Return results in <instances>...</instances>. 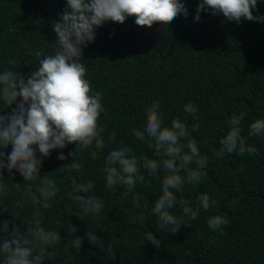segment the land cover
<instances>
[{"label": "trees", "instance_id": "trees-1", "mask_svg": "<svg viewBox=\"0 0 264 264\" xmlns=\"http://www.w3.org/2000/svg\"><path fill=\"white\" fill-rule=\"evenodd\" d=\"M196 3L185 0L188 17L178 16L168 26L158 22L151 27L137 26L134 17L123 24L107 22L95 30L94 42L83 48L86 78L94 91L101 92L106 110L99 119L106 129V147L95 160L89 150L77 152L83 168L71 176L92 180L95 187L91 191L105 206L99 216L87 217L84 222L70 215L71 201L66 195L71 191L70 174L59 167L71 163L68 153L74 150V143L44 158L41 175L51 172L59 188L53 207L42 209L44 225L57 229L59 219L57 231L62 237L55 245V260H45L44 264H264V138L248 133L252 121L264 119V23L242 19L237 24L226 21L222 14L205 12L195 22ZM65 4L66 0H0V71L9 68L27 75L36 69V53L51 51L56 40L52 21L59 19ZM252 11L253 15H264V0H257V8ZM152 102L161 105L165 123L178 117L191 130L198 122L199 129L192 136L201 153L209 157L207 177L199 184L185 185L177 196L189 200L194 208L199 207L197 197L201 193L217 202L208 211L201 208L195 220L185 217L187 225H181L175 233L158 232L150 215L161 192L156 179L141 169L145 182L136 185L134 195L141 204H147L148 211L144 222L137 219L133 224V195L122 198V186L106 190L101 171L104 156L121 141L130 144L137 156L155 158L146 143L132 134L134 128L142 127L144 108ZM186 103L197 106L196 116L184 112ZM15 106L13 103L4 108L0 100V114H7ZM241 112L247 113L242 135L257 153L217 158L213 152L221 147L219 140L227 131V120ZM113 131L115 141L108 144V134ZM5 151L10 153L11 145ZM60 153L65 155L64 161L57 159ZM3 177L5 184L19 183L23 189V177L15 170L11 177L5 169ZM19 195L14 190L0 197V210L7 207L20 212L18 219L9 211L0 212V221L12 222L9 231L13 223H22L23 231V224L31 216V207L13 208ZM172 211L177 216L182 214L179 205ZM211 215L228 219L223 234L208 227ZM70 223L78 229L75 236H84L90 228L103 237L105 244L111 242L115 256L107 258L86 237L79 252L71 248ZM148 231L161 240L159 248L145 239Z\"/></svg>", "mask_w": 264, "mask_h": 264}, {"label": "clouds", "instance_id": "clouds-1", "mask_svg": "<svg viewBox=\"0 0 264 264\" xmlns=\"http://www.w3.org/2000/svg\"><path fill=\"white\" fill-rule=\"evenodd\" d=\"M256 8L257 0H197L193 20L199 22L201 13L205 12L213 16L222 14L226 21L237 24L242 19L264 23V15H253L252 10ZM181 15L185 18L189 15L185 0H66L59 19L52 21L56 40L47 54L36 53V69L27 75L9 68L0 71V100L4 108L16 104L7 114H0V197L15 190L20 195L13 201V208H32L23 231L22 223H13L9 231L12 222L0 221V264H44L45 260L56 258L55 245L62 240L57 231L60 221L56 220L57 229L45 227L42 209L53 207V198L59 188L51 172L41 175L40 171L44 158L53 150L75 144L74 150L68 153L71 163L59 167L70 174L71 191L66 194L71 201L70 215L84 222L87 217L99 216L105 206L104 201L91 191L95 187L92 180L71 176L72 172L80 173L83 168L77 152L89 150L90 157L95 160L106 147V129L99 123L101 114L106 111L102 94L94 91L86 78L87 69L82 59L83 48L95 40V30L107 22L123 24L128 17H134V23L141 27H151L155 22L168 26ZM184 112L196 116L197 106L186 103ZM246 116L247 113L241 112L227 120V131L219 140L221 147L213 152L214 156L222 159L226 154L257 153V148L249 146L242 135ZM141 119L142 127L134 128L132 134L146 143L155 158L137 156L130 144L117 143L104 156L101 171L105 189L115 191L122 186V198L133 195L136 215L132 223L135 224L137 219L144 222L148 206L141 204L134 190L138 183L145 182L144 172H147L159 182L161 189L150 213L156 230L175 233L181 225H187L185 217L195 220L201 208L208 211L217 203L207 193H201L197 197L199 207L194 208L189 200L177 196V193H183L185 185L199 184L207 177L205 169L209 157L201 153L192 136V132L199 129V123L193 124L191 130L178 117L165 123L158 102L146 105ZM248 133L264 138V119L252 121ZM115 137V131L108 134V144L114 142ZM9 145L11 151L6 153ZM57 159L64 161L66 157L60 153ZM5 169L11 177L13 170L23 177V189L19 183L10 186L3 182ZM235 203L233 201L232 206ZM178 205L182 212L180 216L172 211ZM3 211L11 212L16 219L20 216L19 211L7 207L0 210ZM207 224L212 231L223 234L222 227L229 221L222 215H211ZM77 231L72 223L68 225L71 248L79 252L86 237L90 244L99 246L107 258L115 256L113 244H105L103 237L92 229H87L84 236H75ZM145 239L156 248L161 245V240L151 231L146 233ZM186 254L190 255V252L186 251Z\"/></svg>", "mask_w": 264, "mask_h": 264}]
</instances>
